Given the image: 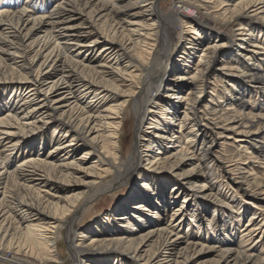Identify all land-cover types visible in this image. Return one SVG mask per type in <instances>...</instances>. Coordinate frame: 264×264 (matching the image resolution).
<instances>
[{"label":"bare ground","instance_id":"1","mask_svg":"<svg viewBox=\"0 0 264 264\" xmlns=\"http://www.w3.org/2000/svg\"><path fill=\"white\" fill-rule=\"evenodd\" d=\"M30 1L0 9V260L264 264V249L247 244L264 236V207L254 204L264 166L252 171L254 153L264 158V0H213L211 9L173 0L166 11L159 0H56L48 12L51 0ZM230 140L250 157L222 160ZM131 178L106 213L82 223ZM186 203L209 212L204 228L194 212L187 220ZM218 207L229 210L220 220ZM192 225L211 243L183 231Z\"/></svg>","mask_w":264,"mask_h":264},{"label":"rangeland","instance_id":"2","mask_svg":"<svg viewBox=\"0 0 264 264\" xmlns=\"http://www.w3.org/2000/svg\"><path fill=\"white\" fill-rule=\"evenodd\" d=\"M26 1H30V0H0V9H11L10 7L14 8L16 6L22 5L24 2ZM39 1V0H38ZM37 1V2H38ZM52 1V2H51ZM50 2L45 3L46 5V9L43 12H48L51 8V4L56 1V0H51ZM191 2H195V3H200L202 5H206L208 8H212V6L214 4H210V3H214L213 0H188ZM36 2V3H37ZM173 2V0H159V6L161 7V9L163 11H166L169 6L171 5V3ZM33 1L29 2V7L32 9L36 6H39V2L36 4ZM3 4V5H2ZM12 5V6H11ZM9 6V7H8ZM35 12V11H34ZM175 31H179V28H176ZM100 46H98L99 48ZM97 48V49H98ZM96 53V52H94ZM213 75V74H212ZM211 83L213 84V82L211 81ZM211 86L206 90V93L210 91ZM152 95L154 96V93L152 92ZM207 95V94H206ZM247 100H244V105L247 104L246 102ZM253 103H251L250 107L248 108V110L250 111V114H256L258 112H260L256 107H257V102L259 103L260 101H252ZM6 111V110H5ZM263 111V110H262ZM264 112V111H263ZM2 114V113H0ZM124 116H125V121H124V125H123V131H122V136H121V151H120V155L122 157H128L130 152H131V143H132V110L131 109H127L124 112ZM53 134V130L49 129L46 132V136L50 137V135ZM184 144V141H182L181 145ZM241 143L240 142H232L230 140V143H227L225 146L220 147L217 151V155L224 161H226L227 158H230L232 160V163L235 162H242L246 159V157H250L249 155L247 156H241L238 157L239 154H242L241 150L239 152H237V146H239ZM51 146H48L44 152L47 153L50 150ZM201 151V150H200ZM200 151L198 150L196 152V158H199V153ZM82 149L78 150L77 152V157L82 155ZM96 155V154H95ZM255 157H256V163H254V165H258V166H254L253 168V172L260 174L261 173V166H264V158L257 153H254ZM95 157V156H94ZM196 158L192 159L188 165L184 166V169L189 167L190 165H192L193 163H196ZM183 170V169H181ZM181 172V171H180ZM133 178L129 179L126 181V184L122 187L119 188H115L111 191V193L106 194V196H103L104 198H97L94 207L88 212V214L85 216L84 221L82 223L84 224H88L91 223L92 221H94L95 219H97V217L102 216L104 213L107 212L108 209L111 208L112 202L118 200L124 193L125 191L128 189L126 187V185L128 183H130L132 181ZM224 185V184H223ZM222 185V186H223ZM225 187V185H224ZM126 188V189H125ZM226 190V191H225ZM224 191L227 193V189L224 188ZM239 196V195H238ZM184 198L180 197V199L176 200L174 203H172V205H167V209L165 210V212L162 214L163 219H164V224H169L170 222V216H171V212L173 209H175L178 206H181V203L183 201ZM94 204V203H93ZM254 204L257 205L258 207H264V199L263 200H255ZM185 209L184 213H185V217L187 218V220H189V218L191 217V215L193 214V212L198 215V218H200L201 223H202V227L204 228L206 225V219H209V212H204V210L201 208L200 205L195 206V204L189 203V204H185L184 205ZM249 210L251 211V204L246 205ZM87 207V205L85 206V208ZM253 210V209H252ZM207 211V210H206ZM218 211H220V213H222L223 211L225 213H223V215H219L218 219L220 220L221 218H225L228 215V211L227 209L218 207ZM79 213V214H78ZM76 214V218H78L81 214V212H78ZM78 216V217H77ZM248 221V216L246 215L243 220L240 222V224L237 226V230H236V234L234 236H236V242L239 241V234L238 231L240 230V228L242 227V225L246 224ZM184 232H187V234L190 236H193L194 240L196 239V242L198 244H201L202 242L205 244L207 243H211V239L213 238L211 235L209 236H205L204 234L200 233V230H197V227L193 225L192 226H184L183 228ZM258 236H255L250 242H248L247 244H249V246L253 247V251L255 253H259L260 251H262L264 249V236H262L261 238H258ZM192 238V237H191ZM206 238H209L210 240L205 241ZM77 240V238H76ZM256 240H259L257 242H255ZM193 243H195L194 241H192ZM200 247L197 248V250H199ZM59 250H60V254H65L67 252V248L64 246H59ZM161 252V250H160ZM264 255V252H263ZM9 254L5 255L6 259L9 258ZM199 260L200 261H213L214 259V255L212 253H208V252H201V254H199ZM1 263L4 264H11L9 262L6 261H2L0 260Z\"/></svg>","mask_w":264,"mask_h":264}]
</instances>
